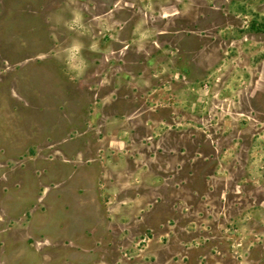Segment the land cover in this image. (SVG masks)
<instances>
[{
    "label": "rangeland",
    "instance_id": "1",
    "mask_svg": "<svg viewBox=\"0 0 264 264\" xmlns=\"http://www.w3.org/2000/svg\"><path fill=\"white\" fill-rule=\"evenodd\" d=\"M260 76L264 0H0V264H38L7 235L25 223L33 249L70 264V189L83 167L70 151L113 123L137 127L123 154L160 155L159 136L182 124L243 163L249 224L209 211L188 247L207 251L196 264H264ZM152 240L142 233L119 264H142Z\"/></svg>",
    "mask_w": 264,
    "mask_h": 264
},
{
    "label": "crops",
    "instance_id": "2",
    "mask_svg": "<svg viewBox=\"0 0 264 264\" xmlns=\"http://www.w3.org/2000/svg\"><path fill=\"white\" fill-rule=\"evenodd\" d=\"M135 128L104 125L98 129L97 141L91 133L95 131H87L82 150L70 151L75 163L83 166L79 185L70 189V264H119L120 250L134 247L146 231L153 240L142 264H196L207 251L188 246L199 238L201 225L212 222L209 211L249 224L250 188L237 187L248 173L229 151L204 145L197 135H187V125L179 124L159 136L160 155L123 154L121 149L134 140L122 136L137 132ZM223 128L226 132L233 127ZM240 144L245 145L243 140ZM99 151L104 154L102 164L96 159ZM183 205L190 213L174 210ZM212 226L220 236L222 224L217 221ZM27 231L25 223L7 235L28 245L38 264H58L43 246L33 249Z\"/></svg>",
    "mask_w": 264,
    "mask_h": 264
},
{
    "label": "built area",
    "instance_id": "3",
    "mask_svg": "<svg viewBox=\"0 0 264 264\" xmlns=\"http://www.w3.org/2000/svg\"><path fill=\"white\" fill-rule=\"evenodd\" d=\"M146 241H147V238L144 237V238L140 241L139 244H141V243H146Z\"/></svg>",
    "mask_w": 264,
    "mask_h": 264
}]
</instances>
